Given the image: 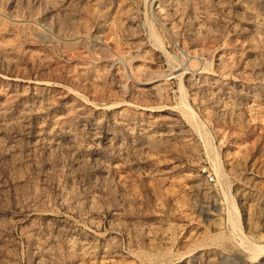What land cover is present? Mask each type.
<instances>
[{
    "label": "rangeland",
    "instance_id": "obj_1",
    "mask_svg": "<svg viewBox=\"0 0 264 264\" xmlns=\"http://www.w3.org/2000/svg\"><path fill=\"white\" fill-rule=\"evenodd\" d=\"M0 264H264V0H0Z\"/></svg>",
    "mask_w": 264,
    "mask_h": 264
},
{
    "label": "built area",
    "instance_id": "obj_2",
    "mask_svg": "<svg viewBox=\"0 0 264 264\" xmlns=\"http://www.w3.org/2000/svg\"><path fill=\"white\" fill-rule=\"evenodd\" d=\"M201 174L206 176L208 182L213 183L215 181V177L213 176V174L211 172H209V170L207 168H203L201 170Z\"/></svg>",
    "mask_w": 264,
    "mask_h": 264
}]
</instances>
